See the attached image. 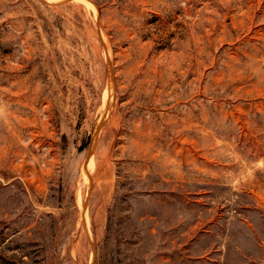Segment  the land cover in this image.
<instances>
[{
	"label": "rangeland",
	"instance_id": "1",
	"mask_svg": "<svg viewBox=\"0 0 264 264\" xmlns=\"http://www.w3.org/2000/svg\"><path fill=\"white\" fill-rule=\"evenodd\" d=\"M0 264H264V0H0Z\"/></svg>",
	"mask_w": 264,
	"mask_h": 264
},
{
	"label": "bare ground",
	"instance_id": "2",
	"mask_svg": "<svg viewBox=\"0 0 264 264\" xmlns=\"http://www.w3.org/2000/svg\"><path fill=\"white\" fill-rule=\"evenodd\" d=\"M110 91H111V90H110ZM106 94H107V93H106ZM101 118H102V117H101ZM104 118H105V117H104ZM104 118H103V119H104ZM91 154H92V153H91ZM90 158H91V157H90ZM89 162H91V159L89 160ZM90 165H91V164H90ZM85 171H86V169H85ZM86 172H87V171H86ZM86 174H87V173H86Z\"/></svg>",
	"mask_w": 264,
	"mask_h": 264
}]
</instances>
